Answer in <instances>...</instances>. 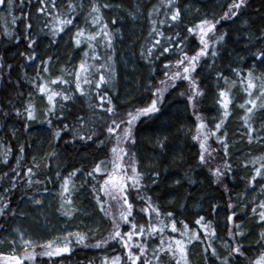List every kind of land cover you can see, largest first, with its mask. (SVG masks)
<instances>
[{
    "label": "snow or ice",
    "instance_id": "1",
    "mask_svg": "<svg viewBox=\"0 0 264 264\" xmlns=\"http://www.w3.org/2000/svg\"><path fill=\"white\" fill-rule=\"evenodd\" d=\"M33 4L37 5L35 19L41 21V30H47V34L52 37L51 43H57L58 36L74 29L70 39L74 47L83 52V59L78 66L72 69L61 67L59 69L63 74L61 76H53L51 73L50 64L53 57L41 59L35 75L29 81L34 92L29 93V99L23 106V112L14 106L13 110L16 117L23 116L29 122L38 120L37 112H41L44 117L42 122L47 123L51 128L53 118L61 121L67 118L65 110L70 102L75 101L76 94L79 97H89L95 90L94 99L97 103L93 104L89 99L88 105L93 110V116L96 115L97 109L107 115V119L100 117V119H104L102 132L107 133L104 139H98L100 133L96 127V119H86L79 115L75 118V124L64 123L61 129L53 131L52 136L53 139L58 140L63 131L71 132L73 141H81L85 145L97 143V146L101 147L109 142L111 143V158L108 161L96 162L91 170L73 169L63 177L58 169L56 177L61 180L58 196L61 201V214L71 219L72 212L75 210L72 199L73 191H75V178L79 173L85 172L84 183H88L87 178H91L99 184V187L93 185V195L100 211L105 212L106 216H112L113 230L108 238L99 240L94 245H88L85 241L92 237L87 233L68 231L63 237L37 241L25 236L19 229H14L16 237L7 241L12 248V254H0V264H26V262L27 264H37L38 259L39 264H45V257L48 258L47 264H54V258L63 257L66 254L71 255L70 245L73 240L69 239L70 237L74 238L75 244L85 247L101 248L106 247L109 243L119 244L122 247V253L105 256L102 258L101 264H192L193 245H204L202 254L205 264H207L209 254L219 261V264H232L234 257H244L247 264H264V154L255 157H251L249 154L250 158L242 163L244 169L251 168V174L246 179L245 194L242 197L244 202L241 207L246 210L245 215H248L250 211V219L261 226L256 244L262 250L256 257L249 259L245 256L243 245L237 239L246 236L244 225L235 222L237 212L231 211V214L227 216L228 224L231 227L228 229V241H222L227 251V255L222 257L212 243L204 244V241L217 238V231L211 221H207L203 215L197 214L198 218L195 220V224L201 227L202 232L190 229L186 222L174 218L173 211L163 212L159 205L153 203L151 196L142 194L148 188L149 183L157 184L159 182L161 171L156 170L151 173L139 171L135 152H130L126 147L129 144H137L135 137L137 123L142 118H151L160 112L159 105L164 102V93L169 88H175L177 81H185L188 84L186 99L197 121L195 133L191 137L199 146L197 165L208 168L213 178L212 183L223 184L232 172V164L227 159L219 166L211 165V159H215L213 153L217 149L209 144V140L216 137V143L222 146L224 156L228 157L227 133L224 132L221 136L216 134L220 132L222 125L231 114L230 106L233 104V99L230 93L233 88L239 87L245 96L243 103H240L238 107L244 113L241 119L243 127L246 129L247 142L251 144L255 140L264 143V68H261L264 66V22L258 31H254L252 20L244 18L246 16L245 9L249 7V0H230L226 10L218 17L215 13L211 17L205 13L190 24L184 23V16L178 0H159L158 4H153L146 17L149 22L148 37H146L149 45L141 51L140 55L147 60H159L163 56L174 54V60L163 64L164 79L160 81L163 87L158 86L153 89L149 85L148 91L151 92V95L147 97L145 105L129 109L123 115L118 112L113 99L107 92V85L115 74L111 62L114 38L118 30L111 29L105 17V11L119 9L121 6L113 3L112 0H0V13L5 14L6 23L14 27L20 21L25 22L24 39L30 50L36 44V40L31 35L33 23L30 8ZM140 7L141 5H136L137 11ZM25 8H29V11L25 12ZM162 8L164 11L161 13ZM17 11L21 12L20 16L15 15ZM198 11L199 9H197ZM256 11L259 12V9ZM128 15L134 21L138 19L136 12L130 11ZM140 15L143 13L140 12ZM160 15H163L164 18L157 19L156 17ZM8 17L11 18L10 21H8ZM78 21H82V23ZM229 21L238 25L236 28L237 40L241 38V33L243 34L246 55L241 56L236 64L229 65L231 76L218 68L216 69L214 73L217 92L215 104L222 110L223 118L218 120L214 129H209L199 112V105L202 102L200 98L205 96V92L200 87L197 69L215 68L219 49L227 43L229 36L227 31H221L218 26ZM262 21H264V17H262ZM116 23L117 20L114 17L111 24L115 25ZM178 26H182L187 35H182ZM164 27L173 30L172 34L165 35V32L161 30ZM0 35L19 43V37L9 27L4 28ZM189 37L195 38L197 41V47L193 54H189L186 50V42ZM101 48L104 49L106 62L99 66L89 63V61L102 59L99 51ZM21 55H24L28 61L37 59L34 51L27 54L21 53ZM247 56H251L253 60L250 67L244 64ZM209 59L212 61L211 64L208 63ZM11 68L12 65L0 57V77ZM245 68H247L246 72ZM257 69H261L259 74H257ZM105 72L108 73L107 76L104 74ZM64 75L70 76L71 81L65 79ZM66 85L67 87H65ZM85 85L88 87L85 88ZM102 88L105 90L101 91ZM181 95L185 94L181 93ZM37 97L43 103V108L38 107ZM9 114L8 111L0 109V118H7ZM167 139L166 136L158 137L155 147L163 151L166 148ZM11 151V148L5 151L3 157H0V163L8 164L7 156ZM19 151L22 155L23 146ZM54 155V152L49 153L44 159L52 158ZM32 159L34 161L32 166L23 173L12 169L16 176L27 177L26 183L29 187L44 182L39 178L33 179L38 176L37 170L40 168V164L35 163V157ZM178 160H182V157H174V161ZM19 164L20 159H17V166ZM45 167L47 168L49 165L46 164ZM6 177L11 179L8 172H5L0 180ZM189 182L193 183V181ZM175 184L180 185L181 180L177 179ZM70 185H72L71 188ZM81 186L83 187V184ZM15 187V181H11V188H6L5 191H10ZM129 191H135L141 201L137 216L133 214V203L129 202ZM100 193H103V197ZM249 196H251L250 199H245ZM34 202L36 205L41 204L39 199ZM105 203H108L110 208L113 203L117 206L118 217L105 210ZM65 205L70 207L65 209ZM178 206L184 207L180 203ZM215 207L217 206L213 205V209ZM227 207L229 210L236 207L231 203V198ZM9 214L15 216L16 212L10 209L6 198L0 196V217ZM122 224L129 226L127 231H121ZM178 224L182 225V228H179ZM168 232L176 233L178 236L166 235ZM17 239L21 244V255L15 254ZM157 240L158 243H154ZM3 242L0 241V243Z\"/></svg>",
    "mask_w": 264,
    "mask_h": 264
},
{
    "label": "trees",
    "instance_id": "2",
    "mask_svg": "<svg viewBox=\"0 0 264 264\" xmlns=\"http://www.w3.org/2000/svg\"><path fill=\"white\" fill-rule=\"evenodd\" d=\"M112 2L121 7L112 11H105V17L110 28L118 30L114 38L113 60L111 62L115 74L107 85V92L113 99L118 112L123 115L129 109L145 105L147 97L151 95L148 86L151 85L153 89L160 86V81L164 79L163 64L174 60V54L163 56L159 60H147L140 55L141 51L149 45V41L146 40L149 31L147 13L153 4L159 3V0H112ZM229 2L230 0H178L185 24H190L205 13L209 17L215 13L218 17L226 10ZM138 4L141 5L139 11L136 8ZM36 7L37 5L33 4L30 8L33 23L31 35L36 40L32 50L27 48V41L24 39L25 22L20 21L13 27L6 23L5 14L0 13V33L3 32L4 28L9 27L19 37V43H17L16 40L6 39L0 35V57L12 65L11 70L0 77V109L10 113L7 118H0V157H3L7 149H12L7 156L8 164L0 163V177L8 172L11 178L6 177L0 180V196L5 197L9 202L10 209L16 212L15 216L9 214L0 217V226H2L0 227V241H4L0 243V254L4 255H9L12 252L7 241L13 238L14 229L21 225H28L31 229L33 220H38L42 224V220L47 218L46 223L51 227L54 226L51 230L52 233L50 234L49 231L44 236V241L63 237L68 231H71L73 233H87L92 238L86 240L85 243L94 245L97 241L108 238L113 230L112 216H106L105 212L100 211L93 195V185L99 187V184L91 178H87L88 183H84L85 172L79 173L75 178V191L72 195L75 210L72 212L71 219L61 214V201L58 196L61 183V180L56 177L58 169L63 177L67 176L73 169L91 170L96 162L108 161L111 158V143L109 142L98 147L97 143L85 145L81 141H73L71 132L62 131L58 140L53 139L52 136L53 131L61 129L64 123L75 124V118L79 115L86 119H96V127L100 133L98 139H104L107 133L102 132V125L104 119H107V115L97 109L96 115L93 116V110L88 105L89 99L93 104L97 103L94 99L95 90L89 97H79L76 94L75 101L70 102L65 110L67 118L63 121L53 118L51 128L47 123L42 122L44 117L41 112H37L38 120L29 122L23 116L16 117L13 110L14 106L23 112V106L28 102L29 93L34 92L29 81L35 75L41 59L53 57L50 64L53 76L63 75L59 70L61 67L72 69L78 66L83 59V52L81 49L75 48L70 39L74 29L58 36L56 38L57 43H51L52 37L47 34V30H41V21L35 19ZM197 9H199L198 12ZM257 9L259 12L256 11ZM24 11L28 12L29 8H25ZM130 11L136 12L138 19L135 21L130 19L128 15ZM163 11L162 8L161 13ZM140 12L143 15H140ZM245 14L244 18L252 20L253 30L258 31L264 22L262 21L264 0H249V7L245 9ZM15 15L20 16L21 12L17 11ZM114 17L117 23L112 25L111 20ZM156 18L163 19L164 17L160 15ZM10 19L8 17V21ZM78 22L82 23V21ZM178 27L182 35H187L182 26ZM218 27L221 31H227L229 36L227 43L219 49L215 68L197 69L200 87L205 92V96L200 98L202 102L199 105V112L204 122H207L209 129H214L218 120L223 118L222 110L215 104L217 92L214 73L218 68L231 76L229 65L236 64L241 56L246 55L243 34L241 33L239 40L236 39L238 25L229 21ZM161 30L165 32V35H171L173 31L167 27ZM186 43V50L189 54H193L197 47L196 39L189 37ZM33 51L37 56L35 61H28L24 55H21V53L27 54ZM99 51L102 59L89 61V63L99 66L106 62L104 49L101 48ZM208 63H212L211 59ZM244 64L249 67L253 64L251 56L246 57ZM260 70L257 69V74ZM101 71L103 70L101 69ZM246 71L247 68H245ZM104 74L108 75L107 72ZM64 78L70 81L72 79L67 75H64ZM84 87L87 88L88 86L85 85ZM104 90V88L101 89V91ZM181 93L185 95L182 96ZM187 94V83L177 81L175 88H169L164 93V102L159 105L160 112L151 118H142L137 123L135 128L137 144L126 146L130 152H135L139 171L144 173L161 171L159 182L157 184L149 183L148 188L142 194L151 196L153 203L159 205L163 212L173 211L175 213L174 218L186 222L190 229L202 232L201 227L195 224V220L198 218L197 214L203 215L207 221H211L212 226L217 231V238L204 241V244L212 243L222 257L227 255L222 241H228V229L231 227L228 224L227 216L231 214V211L237 212L235 222L242 223L246 232V236L237 239L243 245L245 256L249 259L254 258L262 250L256 244L259 225L250 219V211L248 215H245L246 210L241 207L244 202L242 197L245 194L246 179L251 174V168L244 169L242 163L249 159L250 155L255 157L264 154V143L255 140L251 144L247 142L246 129L243 127V120L241 119L244 113L238 107L245 99L244 93L239 87L231 90L230 95L233 99V104L230 106L231 114L222 125L220 132L216 134L221 136L222 133H227L228 157L224 156L222 146L216 143V137L211 138L212 147L217 149L213 153L215 159H211V165L213 167L219 166L225 159L232 164V172L223 184L212 183L213 178L208 168L197 165L199 146L197 142L191 139L195 133L197 121L192 108L187 103ZM36 102L39 108H43L44 105L39 97H37ZM100 117L104 119H100ZM26 124L27 126H25ZM163 136L168 139L166 148L161 151L155 147V143L158 137ZM21 146L24 148L22 155L19 151ZM53 152L55 153L54 157L44 159ZM33 157L36 158L35 163L40 164V168L37 170L38 176L33 177V179L39 178L44 182L29 187L26 183L27 177L16 176L12 169L23 173L32 166ZM174 157H182V160L174 161ZM17 159H20L19 166H17ZM46 164L49 167L46 168ZM177 179L181 180L180 185L175 184ZM11 181H15L16 187L6 192V188H11ZM189 181H193V183ZM100 182L102 183V180ZM71 187L72 185H70ZM100 195L103 197V193ZM128 195L129 202L134 205L133 214L137 216L141 201L135 191H129ZM230 198L231 203L236 206L232 210L227 207ZM250 198L251 196L245 197V199ZM36 199L41 200L40 205L35 204ZM178 203L183 204L184 207H179ZM213 205L217 207L213 209ZM69 207L65 205V209ZM105 210L111 213L108 203H105ZM178 227L182 228V225L178 224ZM128 228V225L122 224L121 231H127ZM90 229L91 231H89ZM166 235L178 236V234L170 232ZM69 239L73 240L70 245L71 255L66 254L63 257L54 258V264H101V260L105 256H115L123 252L122 247L115 243H109L106 247L95 248L77 245L74 238L70 237ZM154 243H158V240ZM203 246H192V264H205L202 254ZM15 254L21 255V250ZM47 259L44 258L45 264H47ZM37 264H39V259ZM207 264H219V261L209 254ZM232 264H247V262L244 257H234Z\"/></svg>",
    "mask_w": 264,
    "mask_h": 264
},
{
    "label": "rangeland",
    "instance_id": "3",
    "mask_svg": "<svg viewBox=\"0 0 264 264\" xmlns=\"http://www.w3.org/2000/svg\"><path fill=\"white\" fill-rule=\"evenodd\" d=\"M160 86L163 87L161 84H160ZM187 89H188V84H187ZM205 123L207 124V122H205ZM209 144L211 145V138L209 140ZM127 159L128 158L126 157L125 160L127 161ZM109 167H110V165H109ZM110 209H111V213L118 217V209L114 203L112 204ZM46 220H47V218H44L42 220V224H40V222H38V220H35V221L33 220V222H32L33 227L31 229L29 228L28 225H21V226L17 227L16 229H19L21 232L24 233L25 236L30 237L33 240L44 241L43 238H44V236H46V234H48L47 232L50 231L49 233L51 234L52 233L51 230L54 228V226L51 227L50 225H48L46 223ZM260 228H261V226L259 225L258 231H260ZM13 237H16L15 231L13 233ZM20 248H21V244H20V241L17 239L16 252L19 251ZM10 253L12 254V252H10Z\"/></svg>",
    "mask_w": 264,
    "mask_h": 264
}]
</instances>
